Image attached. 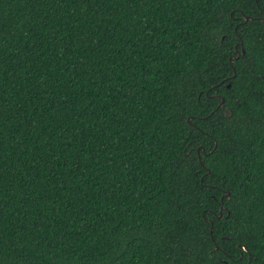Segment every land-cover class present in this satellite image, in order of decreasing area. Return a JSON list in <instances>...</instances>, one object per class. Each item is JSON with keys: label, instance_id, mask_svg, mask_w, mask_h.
<instances>
[{"label": "trees", "instance_id": "1", "mask_svg": "<svg viewBox=\"0 0 264 264\" xmlns=\"http://www.w3.org/2000/svg\"><path fill=\"white\" fill-rule=\"evenodd\" d=\"M0 264H264V0H0Z\"/></svg>", "mask_w": 264, "mask_h": 264}, {"label": "water", "instance_id": "2", "mask_svg": "<svg viewBox=\"0 0 264 264\" xmlns=\"http://www.w3.org/2000/svg\"><path fill=\"white\" fill-rule=\"evenodd\" d=\"M251 18H252V17H250V16H245V17H244V20L246 21V20L251 19ZM241 52H242V53L244 52V48L241 49ZM233 75H235V73H234ZM223 100H224V98L222 97V98H221L220 105H222Z\"/></svg>", "mask_w": 264, "mask_h": 264}]
</instances>
